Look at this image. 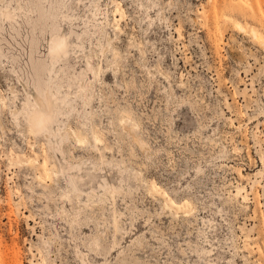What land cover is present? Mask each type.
Listing matches in <instances>:
<instances>
[{
  "label": "rangeland",
  "instance_id": "rangeland-1",
  "mask_svg": "<svg viewBox=\"0 0 264 264\" xmlns=\"http://www.w3.org/2000/svg\"><path fill=\"white\" fill-rule=\"evenodd\" d=\"M33 1L0 0V264H264V0Z\"/></svg>",
  "mask_w": 264,
  "mask_h": 264
},
{
  "label": "bare ground",
  "instance_id": "bare-ground-1",
  "mask_svg": "<svg viewBox=\"0 0 264 264\" xmlns=\"http://www.w3.org/2000/svg\"><path fill=\"white\" fill-rule=\"evenodd\" d=\"M33 3L36 5L38 10H42L44 8V6H43L44 5L43 4L44 0H34ZM240 24H238L239 29L240 30H245L244 27L242 26V24L241 25ZM99 25L97 23L96 25H94V27L95 28H97V27L100 28L101 25L100 26ZM243 32H245V31H243ZM252 33H253V35L256 38H258L264 44V36L262 35V33L260 34L259 31L256 30V29H253ZM50 46H51V51L50 52H51L52 56L59 57V56H62L63 54H65V53H68V50H67L68 44L66 42V37L65 36H61L58 39V41L51 40L50 41ZM43 63H44L43 61L40 62L41 65ZM90 70H92V67L90 65H88V69L85 70L83 72V74L87 75V72L88 71L90 72ZM93 74H95L94 71H93ZM84 77L85 78H82V80H79V82H78L79 85L78 86H79V92L81 91V92L85 93L86 90L88 89V86H91V83L86 79V76H84ZM14 112H16V111H14ZM60 113H61V115H65V101L62 102L58 96H56L50 90L47 89V91L44 92V94L42 96L38 95L37 106H35L33 109H31L30 115L26 117V120L29 123V126L32 129V132H34L36 134L45 133L46 135H49V132L52 129L53 124L55 123V121L58 120L57 118L60 115ZM15 114L16 113H14L13 115L16 116ZM15 119H16V117H15ZM16 121H19V120L16 119ZM127 128H129V126ZM66 139H67V136L63 137L62 141L60 143V149L59 150H60L61 153H63V151H64ZM87 143H89V142H87ZM83 145H84V141H83ZM109 188H111V187H109ZM109 191H111V190H109ZM113 195H114V192H113Z\"/></svg>",
  "mask_w": 264,
  "mask_h": 264
}]
</instances>
